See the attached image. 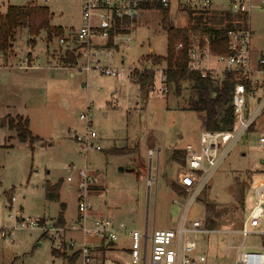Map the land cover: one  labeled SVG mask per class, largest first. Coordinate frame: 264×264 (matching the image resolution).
<instances>
[{"label": "rangeland", "instance_id": "1", "mask_svg": "<svg viewBox=\"0 0 264 264\" xmlns=\"http://www.w3.org/2000/svg\"><path fill=\"white\" fill-rule=\"evenodd\" d=\"M28 4L47 7L52 27L65 31L80 27L81 0H0V12H5L7 6ZM225 13L209 12L208 27H226ZM169 20L175 29H186L192 24L188 11H169ZM248 20L253 65V50L264 55V21L253 37V10L245 26H237L248 28ZM134 37V47L127 55H121L125 68H149L145 59L152 55L151 50L148 54L149 49L154 57H166L168 38L159 10L138 13ZM56 38L51 35L47 41L42 31L31 46L27 43V29L21 27L16 30L13 48L0 53V230H13L12 242L0 238V264L71 263L70 253L57 250L58 240L52 235L38 229L16 228V221H39L40 225L60 228L66 240L71 237L68 229L76 218V187L66 182L68 165L87 167L93 180L90 197L93 212L100 211L105 217L141 231L146 226L148 237L153 229L172 227L179 214V206L172 203L175 196L169 181L175 179V174L186 186L195 180L194 173L171 159L177 151L174 148L183 147L201 127L196 113L184 110L193 98L191 84L182 83L179 96L170 85L169 92L161 95L130 80L118 82L105 77H90L85 87L84 74H76L72 79L65 70L46 68L49 63L57 64L55 57H61L47 55L49 60L45 59L47 42L48 48L56 52ZM27 56L32 68H19ZM157 64L166 66L164 61ZM263 100L264 92L259 89L248 97L249 111L256 110ZM86 112L98 135L94 144L101 150L92 149L81 155L74 135L84 133L79 116ZM6 117L13 121L16 117L27 119L29 132L39 140L31 145L21 143L16 131L5 124ZM201 130H206L204 121ZM263 134L264 106L254 125L230 149L207 186L186 210V227L203 229L209 221H215L216 227L241 225L254 204L249 189L264 180L261 163L264 150L258 145ZM157 149H161L158 172ZM149 150L153 151L152 156ZM47 184L60 185L58 200L45 198ZM61 204L65 206L63 215L68 226H58L56 222ZM207 206L210 210H206ZM259 222L258 229L264 230V216ZM220 240L212 234L199 236L198 253L206 256V264H234L235 253L225 254ZM149 245L148 241V248ZM217 245L218 252L213 250ZM116 247L120 251L106 253L105 264H131L125 250L129 247L128 240L119 239Z\"/></svg>", "mask_w": 264, "mask_h": 264}, {"label": "built area", "instance_id": "2", "mask_svg": "<svg viewBox=\"0 0 264 264\" xmlns=\"http://www.w3.org/2000/svg\"><path fill=\"white\" fill-rule=\"evenodd\" d=\"M148 3L165 10L194 13L219 11L246 17L255 8L253 0H81V26L78 30L63 32L56 38V52L48 49L46 55H62L63 60L47 68L81 73L86 78L105 77L118 82L130 80L136 85L140 76L151 73L149 87L161 95H166L169 92L166 66L161 67L148 60L150 67L147 69H127L121 56L127 55L134 47L137 16L139 12L146 10L143 5ZM218 3L220 7L215 8ZM259 9L264 10V1L260 3ZM214 39V36L208 35L189 37L187 69L199 73L201 78L209 77L215 82H221L228 74L235 77L236 84L231 94L234 127L228 131L201 130L197 146H185L187 170L195 174V181L184 197H177L172 201L180 208L172 229H155L148 237L147 233L130 228L123 222L106 217H93L90 203L93 180L87 167L79 168L72 164L67 166L69 175L66 181L74 183L76 187V219L69 226L68 232L79 235L80 240H66L60 228L40 225L39 221H16V228L38 229L52 235L54 240H58L57 250L65 254L69 252L70 258H74L72 264H105L103 258H100V251L116 245L122 235L130 239L131 264H206V256L197 253L198 238L200 235H211L214 231L209 228L186 227V210L207 186L215 170L230 149L249 130L264 106L263 100L256 110L249 111L248 97L255 94L262 84L258 76H253H264V57L258 60L255 68L251 62L250 30L246 28L227 31L226 54L212 52ZM182 48V43H178L175 51H181ZM67 58L71 61H67ZM30 63L28 57H25L19 68L30 69ZM87 85L86 82L85 87ZM79 120L84 123L85 129L83 134L74 135L78 152L85 155L92 149L100 151V146L94 144L98 135L92 129L87 112L81 114ZM258 145L264 150V134L258 138ZM249 192L253 195L254 204L238 232L243 239L254 233L253 230L264 216V180L259 181ZM13 201L14 198L12 203ZM12 237L13 230H0V238H9V242H12ZM232 249L231 245L226 246L227 252ZM236 250L238 255L235 264H264V249L248 251L241 244Z\"/></svg>", "mask_w": 264, "mask_h": 264}, {"label": "trees", "instance_id": "3", "mask_svg": "<svg viewBox=\"0 0 264 264\" xmlns=\"http://www.w3.org/2000/svg\"><path fill=\"white\" fill-rule=\"evenodd\" d=\"M143 8L146 10L155 9L159 10L162 16V27L167 33L168 47L166 57H154L149 55L150 59L156 64L159 61H164L167 67L168 84L174 88V91L179 96V90L184 82L191 84L190 90L193 93V98L190 100L188 110L194 113H200L204 115V127L207 131H228L234 127L233 108L231 104V94L236 84L235 77L228 74L221 82H215L211 78H201L199 73L190 72L187 69V51L189 44V37L191 35H208L214 36L212 41V52L214 54H226V33L229 30L242 29L237 25L246 24V15H232L225 13L227 20L226 27L222 29H215L208 27L209 14L205 12L194 13L189 12L190 20L192 24L186 29H175L169 20V11L163 9L160 6L145 4ZM51 15L47 7L37 6L34 4H28L25 6H8L6 11L0 12V53L4 54L8 50L13 48L16 41V30L25 27L28 34V44L35 45V38L44 31L46 33L47 41L49 37L60 36L63 31L61 28L52 27L50 25ZM234 21V22H233ZM236 23V26L233 25ZM237 27V28H236ZM246 29V28H245ZM220 37V39H217ZM178 43H182L183 48L181 51L176 52L175 46ZM148 59V58H147ZM71 61L70 58L66 59ZM152 77L151 73L140 76L137 85L149 87V79ZM6 117L4 122L8 128L16 131V136L21 143L33 144L39 139L33 137L28 130V120L22 117H16L14 119ZM254 123L251 125V127ZM250 127V128H251ZM249 128V129H250ZM179 155V156H178ZM173 159L181 165H185L184 152L175 151ZM60 185H49L45 187V198L50 201L58 200V191ZM173 190L177 192L174 186ZM57 191L56 194L52 192ZM179 194L181 193L178 192ZM183 195V194H182ZM183 197V196H181ZM206 210H210L207 206ZM64 207L60 209V213L57 217L58 226L64 224ZM207 222V228L214 226L215 221ZM64 226V225H63ZM209 228V229H210ZM264 240V237H263ZM54 253H56L54 251ZM74 259V258H73ZM73 259L70 258L71 262Z\"/></svg>", "mask_w": 264, "mask_h": 264}, {"label": "crops", "instance_id": "4", "mask_svg": "<svg viewBox=\"0 0 264 264\" xmlns=\"http://www.w3.org/2000/svg\"><path fill=\"white\" fill-rule=\"evenodd\" d=\"M262 1H264V0H253V5L255 6V8H253V37H254V34H255V32H256V30H258L260 27H261V23H262V21H264V10H260L259 9V6H260V3L262 2ZM8 7V6H7ZM218 7H220V3H218V4H216V7L215 8H218ZM168 11H175V10H168ZM175 12H178V11H175ZM213 12H217V11H213ZM1 13H3V12H1ZM250 15V14H249ZM81 18H82V11H81ZM248 18H249V16H248ZM254 18H255V21H254ZM256 18H257V20L259 21V22H256ZM51 25V24H50ZM248 29L249 30H251L250 29V24H249V20H248ZM80 26H81V24H80ZM63 32H67V31H69V30H67V31H65V30H62ZM49 48H48V42H47V50H48ZM46 50V51H47ZM152 51V55L154 54L153 53V50L152 49H149L148 50V54H150L149 53V51ZM259 53H261L260 51L258 52H256L255 50H253V68H255L256 66H257V64H258V60L261 58V57H264V55H262V54H260V55H257V54H259ZM29 55H31V54H29ZM28 55V56H29ZM44 55H45V59L46 60H49V58H48V56L44 53ZM27 56V57H28ZM51 56H54V55H51ZM57 56V55H56ZM29 57H31V56H29ZM2 59V58H1ZM0 59V60H1ZM32 59V58H31ZM55 59L57 60V61H61V60H63L62 59V55H61V57H60V59H58V57H55ZM146 59V61H148V60H151L150 58H145ZM52 60H53V58H52ZM64 61H65V59H64ZM252 62V61H251ZM124 63V62H123ZM49 65H52V63H49ZM47 68V67H46ZM48 69V68H47ZM49 70H54V69H49ZM55 70H58V69H55ZM68 74H69V77L70 78H74L75 77V75L76 74H81V73H73V72H68V71H66ZM256 76H258L260 79H261V81H262V84H261V86L258 88V90L260 89V90H262L263 92H264V76L262 77V75H261V77L259 76V75H256ZM86 77V76H85ZM90 78V77H89ZM89 78H86V81H85V84H86V82L88 83V81H89ZM93 79L94 78H100V77H92ZM84 84V85H85ZM149 90H150V87H149ZM148 90V91H149ZM257 90V91H258ZM256 91V92H257ZM196 115H197V117H198V119H199V122H200V124H201V127H200V129H199V132H197L195 135H193V137H192V140H190V141H188L183 147H181V148H174V150H177V151H179V150H181V152H184V154H185V151H184V148H185V146H187V145H192V146H194V147H196L197 146V142H198V137H199V134H200V132H201V129H202V127H203V121H204V119H203V116H202V114H200V113H196ZM199 133V134H198ZM173 150V149H172ZM160 151H161V149H157V152H159L158 153V155H157V163H156V171L158 172V164H159V161H158V157H159V154H160ZM165 151V150H164ZM167 151V150H166ZM165 151V152H166ZM152 152L153 151H151V150H149V156H152ZM167 154V153H166ZM172 159V162L173 163H176L177 165H179L180 167H183V168H186V170H187V165H186V156H185V165L183 166V165H181V164H179L178 162H176L173 158H171ZM261 163L262 164H264V161L262 160L261 161ZM120 173H122V172H120ZM175 179L173 178V179H171L170 181H169V186H170V188H171V186H174L175 188H176V190H177V192L175 193V191L173 190L172 192H173V195L175 196V198H177V197H181V195L182 194H184L189 188H190V186L193 184L192 183V180L190 181V184H187V186H186V184H185V182H183L182 184H181V182L183 181V179L182 178H179L178 176H177V174H175ZM178 179V182L176 181ZM180 179V180H179ZM194 179H195V177H194ZM195 181V180H194ZM259 181H262V180H259ZM259 181H257L256 183H255V185L259 182ZM67 182V181H66ZM155 184L157 183V176H156V178H155ZM180 182V183H179ZM189 183V182H188ZM149 184H151V180H149L148 179V185ZM254 185V186H255ZM172 189V188H171ZM250 190V189H249ZM181 191V193L179 194L178 192H180ZM92 196V194L90 193V197ZM58 198H59V193H58ZM173 201V200H172ZM61 205H63L64 206V204H61ZM60 209H61V206H60ZM64 209H65V206H64ZM250 212V211H249ZM91 215L93 216V217H95V218H102V217H105V216H103V214H101V212L100 211H92V209H91ZM248 215H249V213L247 214V216H245V218H244V220L242 221V223H241V225H239L238 227H231V226H226V225H222L221 227H216L215 225H216V223H214V226H212L211 228L210 227H208V228H210V229H212L213 231H214V233L212 234V235H217L221 240H222V243H223V245H224V248H225V254H229V255H231V253L232 252H234L235 254H234V257H235V260H234V264L236 263V260H237V250H236V248L239 246V245H241V244H243L244 245V247L246 248V250H248V251H261L262 249H264V244H263V237H264V230H262V229H258V227H259V225H260V222H259V224H258V227L255 229V230H253V232L254 233H252L251 235H249L247 238H245V239H243L241 236H240V234L238 233L240 230H241V228H242V225H243V223L247 220V218H248ZM186 216V215H185ZM58 217V216H57ZM106 218H108V217H106ZM55 219V218H54ZM57 219V218H56ZM76 219V218H75ZM113 220V219H112ZM177 220V219H176ZM75 220H73L72 221V223L74 222ZM116 222H119V221H116ZM175 223H176V221L174 222V224H173V226L172 227H169V228H167V229H165V230H169V229H172L173 227H174V225H175ZM63 225H65V226H68L67 225V223H66V220H65V218H64V224ZM206 228H207V226H206ZM135 229V228H134ZM137 230H139V229H137ZM153 230H155V229H153ZM152 230V231H153ZM161 230H163V229H161ZM139 231H141V230H139ZM151 231V232H152ZM141 232H143V233H147V228H146V226H145V229L144 230H142ZM69 235H71V239H75L76 241H78V240H80V236L79 235H77V234H73V233H69ZM68 235V236H69ZM69 238V239H70ZM125 238H126V240H128V242H129V247L127 248V249H125L127 252H128V256H129V249H130V239H129V237L128 236H126V235H122L121 237H120V239L121 240H125ZM220 240V241H221ZM219 241V242H220ZM118 244V243H117ZM117 244L116 245H112L111 247H109L108 249H102L101 251H100V254H101V256H100V258L102 259L103 258V260H105V257H106V253H108L109 251H112V252H119L120 251V249H118V247H116L117 246ZM231 245L232 247H233V249L230 251V252H227V250H226V246L227 245ZM219 245H217L215 248H213V250L214 251H216V252H218L219 251ZM213 250H212V252H213ZM197 253H198V248H197ZM200 254H202V253H200ZM70 264H72V262L70 263Z\"/></svg>", "mask_w": 264, "mask_h": 264}, {"label": "water", "instance_id": "5", "mask_svg": "<svg viewBox=\"0 0 264 264\" xmlns=\"http://www.w3.org/2000/svg\"><path fill=\"white\" fill-rule=\"evenodd\" d=\"M120 172H122V170L120 169ZM146 236V235H145Z\"/></svg>", "mask_w": 264, "mask_h": 264}]
</instances>
